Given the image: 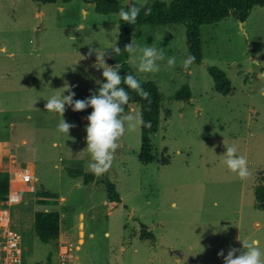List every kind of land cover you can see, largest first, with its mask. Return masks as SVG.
Masks as SVG:
<instances>
[{
  "label": "rangeland",
  "instance_id": "374dc122",
  "mask_svg": "<svg viewBox=\"0 0 264 264\" xmlns=\"http://www.w3.org/2000/svg\"><path fill=\"white\" fill-rule=\"evenodd\" d=\"M118 21L117 13H97L93 0H0V161L13 170L12 186L14 172L27 166L36 178L34 190L21 185L20 202L9 207L24 264H49V253L56 260L59 244L39 242L33 230L34 213L44 209L59 212L60 233L78 264H223L217 253L242 248L237 238L258 239L264 249V210L254 207L253 194L264 176V6H254L241 24L229 15L201 25L202 59L188 70L182 67L188 55L182 24L136 26L131 40L137 49L147 44L165 56L155 73L138 71L139 51L135 62L128 59L139 78L157 83L162 96L157 131L150 135L155 159L139 161L137 125L120 139L110 170L85 184L68 170L90 172L86 109L66 106L63 118L75 125L68 136L57 130L62 117L45 110L46 99L62 93L65 82L75 86L74 99L91 95L98 86L92 77L102 80V70L92 67L95 53L83 60L80 55L98 49L106 51L107 61V50L118 40ZM169 57H175L174 67L167 65ZM208 66L226 74L230 94L214 91ZM185 84L190 99H172ZM127 112L139 114L138 105ZM224 144L236 145L248 160L247 179L223 163ZM105 180L114 184L119 202H109ZM42 191L57 196V204L39 203ZM80 221L83 242L75 249ZM142 226L152 238H140Z\"/></svg>",
  "mask_w": 264,
  "mask_h": 264
},
{
  "label": "trees",
  "instance_id": "16d2710c",
  "mask_svg": "<svg viewBox=\"0 0 264 264\" xmlns=\"http://www.w3.org/2000/svg\"><path fill=\"white\" fill-rule=\"evenodd\" d=\"M39 3H56L58 0H33ZM68 2L70 0H61ZM94 10L100 14L117 13L126 5H120L117 0H93ZM135 3V2H133ZM137 6L141 4L135 3ZM264 6V0H170L168 4L164 2H154L151 5H144L152 9L151 14L144 15V8L141 9L140 15L137 18L135 25H128L119 17V36L116 42L122 51L119 55L112 52V48L107 50V62L110 65L120 63L122 68L120 75L124 76L127 73L134 75L140 81L141 86L150 94L149 100L142 99L136 92L128 89L131 97L129 103L125 107V112L132 104H137L139 114H142L145 122L150 121L151 127H143L140 125V148L138 153L139 161L142 163H151L155 157L152 153L150 135L157 131V121L159 114L160 102L162 99L158 85L153 80H143L135 73L132 67L128 64L129 54L124 52V46L131 42V32L136 26L150 25H174L182 24L185 27V43L188 55L195 56L194 63L201 62V41H200V26L203 24L216 23L219 20L231 15L236 20L243 22L248 17L251 9L254 6ZM187 55V56H188ZM209 72L213 80V89L220 95L231 93L230 81L226 74L215 66H208ZM103 81V78H102ZM123 86V85H122ZM97 88L94 90L96 91ZM93 91V92H94ZM191 97L190 89L187 84L182 85L171 96L175 100H189ZM93 111L91 107L86 108L84 112V120L88 123L86 117ZM68 173L71 177L82 176L85 184L94 180V174L84 172L80 169H69ZM10 175L7 171L0 173V200H2L9 188ZM104 185L107 191V196L110 202H119L120 196L116 191L114 184L105 180ZM254 207L259 210H264V176H260L256 185L253 187ZM43 199H38V202L47 204H57L54 199L57 196L47 191L38 193ZM59 212L57 210H41L34 213L33 230L39 240L43 244L53 242L57 244L59 237ZM152 238L151 232L147 231L145 226H142L140 238ZM47 262L53 263L52 253L47 256Z\"/></svg>",
  "mask_w": 264,
  "mask_h": 264
},
{
  "label": "clouds",
  "instance_id": "9594fccd",
  "mask_svg": "<svg viewBox=\"0 0 264 264\" xmlns=\"http://www.w3.org/2000/svg\"><path fill=\"white\" fill-rule=\"evenodd\" d=\"M142 8H144L145 16L151 14L152 9L150 7L145 8L144 5L137 6L132 0H129L128 6L126 8L122 7L118 12V16L128 25H135ZM133 37H135V34H133ZM72 39L75 40L76 38L72 36ZM134 40L135 38L126 44L123 51L127 52L134 62L137 59L136 53L139 51V72H158L160 67L157 62L165 59L163 49H158L147 44L145 47L137 49ZM121 51L115 43L112 52L119 55ZM93 53H95L96 59L92 67L98 71L102 70L103 77V81L92 77L95 84L98 85V89L85 99H74L76 94L72 89L75 86L65 82L64 86L60 88L63 90L62 93L46 99L45 110L57 113L62 117L58 123L57 130L69 136L70 129L75 127V125L66 122L63 118L66 106L71 107L75 112L83 111L89 107L93 109L86 117L88 124L86 126V148L84 150L90 156V161L87 165L88 171L95 176H102L112 167L115 154L120 147L119 141L125 132L128 129H134L137 125L147 128L151 127V122H145L142 114L125 112V107L131 99L128 89L136 92L142 99L149 100V103L151 101L149 99L150 94L143 89L140 81L134 75L127 73L121 76L120 70L122 65L120 63H116L115 65L107 63L105 59L106 51L90 48L87 55H80V60L88 59ZM195 59L194 55L189 54L182 61V67L188 70L195 62ZM175 64V57L167 59L169 68L174 67ZM65 92L68 95H64ZM261 94L264 95V89H261ZM224 147L226 148V152L221 156L224 157L223 163L227 169L236 174L241 180L247 179L250 172L246 157L238 154V147L236 145L225 146L224 144ZM237 239L242 243V248L229 247L227 255H225L224 250H220L217 253L219 257L223 258V264H264V249L261 248L258 239L245 241Z\"/></svg>",
  "mask_w": 264,
  "mask_h": 264
},
{
  "label": "built area",
  "instance_id": "2783aa9c",
  "mask_svg": "<svg viewBox=\"0 0 264 264\" xmlns=\"http://www.w3.org/2000/svg\"><path fill=\"white\" fill-rule=\"evenodd\" d=\"M13 180L25 186L28 191H33L35 177L31 166L14 173ZM4 198L0 200V264H24L23 248L21 245V235L9 225V207L20 202L19 189L10 185ZM26 183H31L27 186ZM73 254V248L69 243H62L58 248L57 258L53 264H78Z\"/></svg>",
  "mask_w": 264,
  "mask_h": 264
},
{
  "label": "crops",
  "instance_id": "0c3cea01",
  "mask_svg": "<svg viewBox=\"0 0 264 264\" xmlns=\"http://www.w3.org/2000/svg\"><path fill=\"white\" fill-rule=\"evenodd\" d=\"M0 148H1V146H0ZM13 160V159H12ZM11 160V161H12ZM0 170H2V171H7L8 173H9V175L11 174V171H13V170H11V169H9V167L8 166H5V165H3V163H2V161H0ZM15 173V172H14ZM11 179V178H10ZM36 179V178H35ZM13 180V179H12ZM13 183L15 182V183H17L16 182V180H13L12 181ZM21 185L22 184H20V183H17V188L20 190L21 189ZM59 199L60 200H63L64 198L62 197V196H60L59 197ZM110 202V201H109ZM111 203V202H110ZM114 203V202H113ZM45 210V209H44ZM80 216L82 217V214H80ZM59 220H60V217H59ZM79 226H81V228H79V230H78V235H80V237H78V239H77V244L75 245V249H79L80 248V246H79V241L80 240H82V242H83V238H82V234H84V231H83V229H82V226H83V223H82V221H80L79 223H78V227ZM57 243L59 244L58 245V248H59V246H60V244H62V243H68L67 241H66V239L65 238H63V236L61 235V233H60V228H59V237H58V241H57ZM57 253H58V249H57ZM57 253H56V255H57ZM57 258V257H56Z\"/></svg>",
  "mask_w": 264,
  "mask_h": 264
},
{
  "label": "water",
  "instance_id": "95a60500",
  "mask_svg": "<svg viewBox=\"0 0 264 264\" xmlns=\"http://www.w3.org/2000/svg\"><path fill=\"white\" fill-rule=\"evenodd\" d=\"M240 24H241V22H240ZM81 117V116H80Z\"/></svg>",
  "mask_w": 264,
  "mask_h": 264
}]
</instances>
